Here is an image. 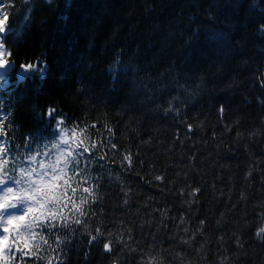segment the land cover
I'll return each mask as SVG.
<instances>
[{"label": "clouds", "instance_id": "1", "mask_svg": "<svg viewBox=\"0 0 264 264\" xmlns=\"http://www.w3.org/2000/svg\"><path fill=\"white\" fill-rule=\"evenodd\" d=\"M59 8L60 0H0V70L48 69L47 51L33 58L18 54ZM248 8L261 17L253 28L260 39L250 45L236 37L201 67L175 59L156 66L144 61L139 45L127 53L118 47L106 70L110 82L122 77L127 86L125 102L114 108L97 109L84 97V110L73 117L59 103H42V89H34V98L12 96L0 77V264H70L73 246L85 261L95 248L97 264H264V172L250 164L238 188L234 175L222 174L230 166L220 161L232 151L229 137L237 145L264 140V115L242 130L239 114L225 119L223 102L215 116L201 111L217 90L235 94L252 76L264 89V58L248 52L264 51V0H249ZM205 19L215 22L216 15L209 11ZM189 26L172 27L166 46L178 37V48L194 51L198 27L186 31ZM76 92L84 88L78 84ZM255 102L264 106V95L256 94ZM141 149L164 162L150 160L145 168ZM209 168L219 173L207 181ZM169 220L175 223L166 240L156 239ZM154 224L149 238L143 230Z\"/></svg>", "mask_w": 264, "mask_h": 264}, {"label": "trees", "instance_id": "2", "mask_svg": "<svg viewBox=\"0 0 264 264\" xmlns=\"http://www.w3.org/2000/svg\"><path fill=\"white\" fill-rule=\"evenodd\" d=\"M248 3L249 0H60V8L51 15L49 23L43 28L35 29L18 54L19 57L33 58L45 50L48 52V69L43 72L25 71L24 77L19 78L15 66L5 75L8 82L2 83L12 96L21 99L34 98V89H42L39 92L42 103H59L73 117L80 116L84 110V97H88L97 109L104 105L114 108L125 102L124 89L127 86L122 77L110 82L111 73L106 70V65L118 47H122L127 53L139 45L144 61L156 66L175 59L177 63L184 61L190 68L201 67L222 54L225 48L231 47V40L236 37L247 38L250 45L260 39L254 34L253 28L261 17L256 9L248 8ZM209 11L215 13V22L205 19ZM189 21L191 26L186 31H190L192 26L198 27L195 50L189 52L178 48L177 45L182 43L178 37H173L172 46L167 47L165 37L171 28L177 25L183 27ZM114 32L118 34L113 38ZM248 52L264 58V51L259 49L249 47ZM254 82V76L250 77L235 94L219 93L217 90V94L212 96V103L205 101L201 111H211L215 116V106L223 102L228 109L225 119L231 120L239 114L242 116V130L258 125L261 115H264V106L255 102V95H264V89L258 82H255V88H251L250 85ZM110 83L114 86H110ZM218 83L222 84L223 81ZM78 84L84 88L83 93L76 92ZM242 92L251 95L253 100L246 101ZM193 111L189 109V116ZM169 127L179 126L169 123ZM185 132L186 129L180 128L181 137ZM210 132L211 129L209 134ZM192 135L195 138L197 133ZM165 136L170 141L171 131ZM228 142L232 144V151L222 153L220 161L221 164L230 166V169L225 168L222 174L225 177L234 175L239 188L242 173L250 164L255 165L258 172H264V140H242L237 145L229 137ZM135 143L133 139V144ZM246 143L248 152L244 151ZM176 144L179 148V141ZM188 151L193 150L189 148ZM141 153L145 159V168L150 160L157 164L164 162L162 156H153L144 149H141ZM199 159L198 156V162ZM176 162L179 163L178 158ZM218 173L219 168H209L205 180L210 181ZM252 179L258 180L259 176L254 174ZM132 183H139V178H133ZM141 187L146 192L151 191L147 186ZM219 187L220 182L217 181V188ZM207 189L206 184L202 193L206 206L211 197ZM154 194L157 197L161 195L158 192ZM164 199L166 203H173L171 196ZM200 214H205L203 208ZM167 223L169 228L161 226V232L155 233L156 239L166 240L175 222L169 220ZM154 229L155 224L151 228L146 225L143 233H147L150 238ZM70 264H97L95 248L92 250V257L85 261L83 250L78 251L73 246Z\"/></svg>", "mask_w": 264, "mask_h": 264}, {"label": "rangeland", "instance_id": "3", "mask_svg": "<svg viewBox=\"0 0 264 264\" xmlns=\"http://www.w3.org/2000/svg\"><path fill=\"white\" fill-rule=\"evenodd\" d=\"M7 71H8V69L0 70V76L3 75L4 73H6Z\"/></svg>", "mask_w": 264, "mask_h": 264}, {"label": "water", "instance_id": "4", "mask_svg": "<svg viewBox=\"0 0 264 264\" xmlns=\"http://www.w3.org/2000/svg\"><path fill=\"white\" fill-rule=\"evenodd\" d=\"M20 74H22V69H20Z\"/></svg>", "mask_w": 264, "mask_h": 264}]
</instances>
